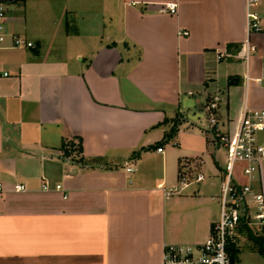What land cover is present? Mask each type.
<instances>
[{"label": "crops", "instance_id": "obj_1", "mask_svg": "<svg viewBox=\"0 0 264 264\" xmlns=\"http://www.w3.org/2000/svg\"><path fill=\"white\" fill-rule=\"evenodd\" d=\"M1 1L36 46L0 49V264H163L165 244L205 242L228 149L221 164L190 115L217 101L216 131L233 136L245 103L264 109V0L249 34L246 0ZM197 158L205 180L165 198ZM252 183L264 194V162ZM233 242L234 264H264L247 234Z\"/></svg>", "mask_w": 264, "mask_h": 264}, {"label": "built area", "instance_id": "obj_2", "mask_svg": "<svg viewBox=\"0 0 264 264\" xmlns=\"http://www.w3.org/2000/svg\"><path fill=\"white\" fill-rule=\"evenodd\" d=\"M259 0H246L248 34L251 30H260V17L253 9ZM163 12H176V4L167 3ZM7 6L0 0V49L6 48L7 39L11 37L12 47H35L33 41H29L24 36L10 33L6 26ZM255 51V46L246 40L242 45L239 55L249 65L251 54ZM226 56V52H218L217 59ZM4 76H9V72H4ZM246 81L250 80L249 74H245ZM218 100V98H216ZM218 107L217 101H212L208 105L209 120L212 129L216 130L217 118L215 110ZM264 132V109H251L246 103L243 106L241 118L237 130L233 136L218 134L219 143L227 147L226 172L222 180L220 197V215L218 221L212 228L210 237L198 244H165L163 253V264H233L228 252L230 242L234 240V234L242 223H247L253 228L264 226V194L257 190L252 180L264 162V144L258 136ZM158 151L162 152L163 147ZM187 169L180 174L179 184L162 188L165 198L169 199L181 194L188 186L205 180L204 172L199 168L204 163L203 158L191 160ZM242 166L241 173L248 182H243L237 176V168ZM132 171V168H128ZM61 189V185H57ZM4 189L3 182L0 181V192ZM26 186L16 184V191H24ZM44 189L49 190L50 185L44 184Z\"/></svg>", "mask_w": 264, "mask_h": 264}, {"label": "rangeland", "instance_id": "obj_3", "mask_svg": "<svg viewBox=\"0 0 264 264\" xmlns=\"http://www.w3.org/2000/svg\"><path fill=\"white\" fill-rule=\"evenodd\" d=\"M201 107L203 108L204 106H201ZM190 118H192L196 122H199L200 125H202L203 127H207V125L209 124L206 130H208V133L210 134V136L212 138V141H214V139L215 140L217 139V136H218V134L216 133L217 131L215 129H212L213 126L211 125V123H209V120L207 119V117L205 115L200 114L198 112L196 117L190 115ZM218 144L221 147L220 150L218 151V154H217L218 155V160H219V162L221 164H224V160L226 158V148H225V146H223V144L219 143V141H218ZM210 150H211V153H214V151H215V142L211 143ZM237 232L245 233V234L248 235L249 238H251V236L254 235V232L261 233L260 230H258L257 228H253L251 225H249L247 223H242L238 227Z\"/></svg>", "mask_w": 264, "mask_h": 264}, {"label": "trees", "instance_id": "obj_4", "mask_svg": "<svg viewBox=\"0 0 264 264\" xmlns=\"http://www.w3.org/2000/svg\"><path fill=\"white\" fill-rule=\"evenodd\" d=\"M175 131V130H174ZM65 153L69 155L70 153L77 152L78 154L83 152V145H82V140H80L78 143L74 144L72 142L70 143H65ZM251 239L254 241L255 245L259 249V251L264 255V234L261 235H256L254 233L253 236H251ZM234 242H230L229 247H228V252L231 256L232 262L234 264V257H233V250H234Z\"/></svg>", "mask_w": 264, "mask_h": 264}]
</instances>
